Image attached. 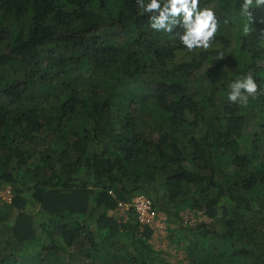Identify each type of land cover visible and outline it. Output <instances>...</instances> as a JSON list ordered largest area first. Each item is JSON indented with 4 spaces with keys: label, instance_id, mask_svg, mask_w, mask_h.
Segmentation results:
<instances>
[{
    "label": "trees",
    "instance_id": "16d2710c",
    "mask_svg": "<svg viewBox=\"0 0 264 264\" xmlns=\"http://www.w3.org/2000/svg\"><path fill=\"white\" fill-rule=\"evenodd\" d=\"M241 3L201 0L220 48L176 62L182 27L137 0H0V264H172L115 215L150 191L212 220L178 224L177 264H264V7Z\"/></svg>",
    "mask_w": 264,
    "mask_h": 264
},
{
    "label": "clouds",
    "instance_id": "9594fccd",
    "mask_svg": "<svg viewBox=\"0 0 264 264\" xmlns=\"http://www.w3.org/2000/svg\"><path fill=\"white\" fill-rule=\"evenodd\" d=\"M145 13L150 14V27L156 31L173 32L174 27L180 25L183 34L179 40L187 50L210 46V41L217 31L215 13L209 8H200L201 0H137ZM255 3L256 8L264 7V0H242L241 14L250 16L249 9ZM244 32L249 31L244 26ZM227 100L241 106L248 104L250 97H255L258 84L249 72L243 78L235 80L229 85Z\"/></svg>",
    "mask_w": 264,
    "mask_h": 264
},
{
    "label": "rangeland",
    "instance_id": "374dc122",
    "mask_svg": "<svg viewBox=\"0 0 264 264\" xmlns=\"http://www.w3.org/2000/svg\"><path fill=\"white\" fill-rule=\"evenodd\" d=\"M210 50H216L220 48L218 42L210 43L208 47ZM198 55L197 50L192 51H179L176 54L175 61L182 62L190 60ZM148 193V195H147ZM144 193L152 202V212L144 218L141 222L142 225L148 226L152 229V234L149 238V243L154 250L161 251L166 261L177 264L187 263L186 253L184 248L178 244L179 235L174 233V230L178 227V224H182L184 227H195L199 223H210L211 218L207 217L202 211H193L188 208L179 211L177 217L168 218L164 210H159L155 205L159 202L162 192L150 191ZM0 198L3 201L10 202L12 198V191L10 186L0 187ZM129 213L128 207H120L116 209L115 215L119 220H127Z\"/></svg>",
    "mask_w": 264,
    "mask_h": 264
},
{
    "label": "built area",
    "instance_id": "2783aa9c",
    "mask_svg": "<svg viewBox=\"0 0 264 264\" xmlns=\"http://www.w3.org/2000/svg\"><path fill=\"white\" fill-rule=\"evenodd\" d=\"M120 207H128L129 211L133 210L140 223L152 212V202L144 193L134 196L126 203H120L118 208Z\"/></svg>",
    "mask_w": 264,
    "mask_h": 264
}]
</instances>
